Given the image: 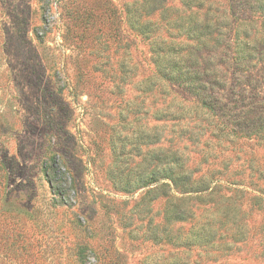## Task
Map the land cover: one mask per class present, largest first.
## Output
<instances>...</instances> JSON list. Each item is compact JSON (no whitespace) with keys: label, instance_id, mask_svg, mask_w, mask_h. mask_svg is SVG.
Instances as JSON below:
<instances>
[{"label":"rangeland","instance_id":"rangeland-1","mask_svg":"<svg viewBox=\"0 0 264 264\" xmlns=\"http://www.w3.org/2000/svg\"><path fill=\"white\" fill-rule=\"evenodd\" d=\"M173 152L213 189L166 226ZM172 259L264 264V0H0V264Z\"/></svg>","mask_w":264,"mask_h":264},{"label":"trees","instance_id":"trees-1","mask_svg":"<svg viewBox=\"0 0 264 264\" xmlns=\"http://www.w3.org/2000/svg\"><path fill=\"white\" fill-rule=\"evenodd\" d=\"M131 25H133L137 32L142 34L143 36H146L148 34V31H144L143 26H145L144 23H141L140 26L137 24V18L132 17L131 18ZM139 27V28H136ZM157 40L159 42H157ZM155 40L158 43H164L162 40L157 39ZM173 47H170L169 45H165V47L158 45L157 46V52L156 59H155V67H156V73L160 77V79L164 80L165 82L178 84L184 87L188 92L191 94L199 96L200 89L198 83L200 80L195 77V73H193L195 70H189L185 69L183 63L181 62L183 59H173L170 56L171 49ZM174 50V49H173ZM173 52V51H172ZM180 61V62H179ZM191 66H196V64H192ZM185 159L182 158V156H178L173 152L172 154L166 155L163 159V167L160 170V172L164 173V179L165 182L158 186H152V188L149 190L151 200L156 199L158 197V192L161 191L162 195L167 198V201H174V199L177 200V202L172 203V209L169 210L167 217L165 218L166 226H171L175 222H181L186 220L190 217L189 211L187 208L183 205V200L190 199L192 194L204 192V191H210L211 193L212 189L210 186V180H203V181H193L192 180V174L189 171H186L185 168ZM159 172L157 169L153 170L151 172L152 176H155V174ZM137 182V181H134ZM133 182V183H134ZM151 182H157V179H150L149 183ZM148 183V184H149ZM144 186V185H141ZM175 195H178L179 198L175 197ZM155 226L151 231V236H153L154 239L158 238V233L156 231ZM164 234L167 237L166 241L170 240L169 231L164 229ZM166 262V261H165ZM166 264H179V261L176 259H172L167 261Z\"/></svg>","mask_w":264,"mask_h":264}]
</instances>
